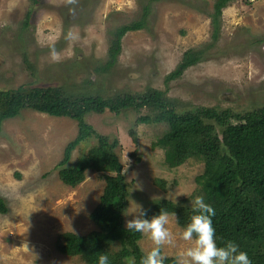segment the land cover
<instances>
[{
	"label": "rangeland",
	"instance_id": "obj_1",
	"mask_svg": "<svg viewBox=\"0 0 264 264\" xmlns=\"http://www.w3.org/2000/svg\"><path fill=\"white\" fill-rule=\"evenodd\" d=\"M148 1L78 0L73 6L66 0H41L27 31L23 23L33 1L0 0V90L63 87L74 95L107 98L155 88L177 102L179 113L197 106L234 114L264 107V43L255 42L264 38V0L232 1L218 19V30L211 17L217 0H160L152 5L146 28L125 35L116 64L99 71L109 60L115 29L139 19ZM204 48L209 50L203 61L168 81L187 51ZM148 112L107 110L85 116L111 139L123 163L130 191L125 225L139 208L164 199L192 209L196 179L205 169L195 159L171 166L158 146L168 126L140 123ZM77 135V121L28 108L2 122L0 196L7 212L0 211V264H87L57 249L65 233L97 230L91 214L106 186L103 173L91 169L77 186L61 179L62 167L76 166L97 146L93 137L82 140L64 164L65 148ZM170 228L175 246L163 251L175 258L188 242L180 239L184 228L176 216ZM139 243L144 252L153 247L144 235Z\"/></svg>",
	"mask_w": 264,
	"mask_h": 264
},
{
	"label": "trees",
	"instance_id": "obj_2",
	"mask_svg": "<svg viewBox=\"0 0 264 264\" xmlns=\"http://www.w3.org/2000/svg\"><path fill=\"white\" fill-rule=\"evenodd\" d=\"M32 1L23 23L25 30L30 25L34 7L41 2ZM158 1L149 0L139 19L115 29L109 60L99 71H107L116 64L123 38L129 32L146 28L152 5ZM232 1L235 0H217L215 12L211 15L217 30L223 9ZM255 40L256 44L264 43V38ZM207 50L187 51L168 81L182 76L189 67L203 61V54ZM24 60L29 63L28 55ZM177 106V102L166 96V92L155 88H147L143 93L114 94L107 98L74 95L63 87L25 85L15 90H0V126L6 118L27 108L78 122V135L65 148L64 164L71 161L73 151L82 140L93 137L97 141V146L91 148L87 157L81 158L76 166L62 167L60 170L61 179L70 186L82 183L89 169L103 173L106 180L100 204L91 214L97 230L84 235L73 232L63 234L57 242V249L62 254L79 256L87 264H98L101 254L108 255L109 264H133V261L140 264L141 257L146 253L139 243L143 235L129 232L125 225L130 191L123 163L114 152L111 139L88 124L85 116L91 112L102 114L107 110L120 114L129 109L142 112L148 109L151 113L140 116L138 121L168 126L158 146L166 150L167 162L171 166H179L190 159L205 165L203 173L196 179V196H202L215 209L213 226L218 246L233 241L241 251L248 253L252 264H264V107L234 114L230 109L220 112L200 106L179 113ZM232 118L236 121L233 122ZM161 210L175 213L178 224L183 228L195 214L192 209L164 199L145 210L146 218L158 215ZM0 211L7 212V205L1 196ZM116 244L120 246L113 251ZM165 264H175V258L168 257Z\"/></svg>",
	"mask_w": 264,
	"mask_h": 264
},
{
	"label": "clouds",
	"instance_id": "obj_3",
	"mask_svg": "<svg viewBox=\"0 0 264 264\" xmlns=\"http://www.w3.org/2000/svg\"><path fill=\"white\" fill-rule=\"evenodd\" d=\"M66 3L75 6L78 5V0H66ZM69 11L74 13L75 7ZM52 56L54 59L57 58L55 50ZM190 203L195 214L190 217V223L180 233V239L188 242V246L177 253L175 264H252L248 253L241 251L237 243L228 241L224 246H218L213 226L216 212L202 196H196ZM175 215L161 210L158 215H153L149 219L146 218V211L139 208L132 219L126 220V229L129 232L147 236L153 244V247L141 257L140 264H165L168 257L163 249L166 246L174 247L176 242V236L170 228ZM98 264H109L108 255H99Z\"/></svg>",
	"mask_w": 264,
	"mask_h": 264
}]
</instances>
